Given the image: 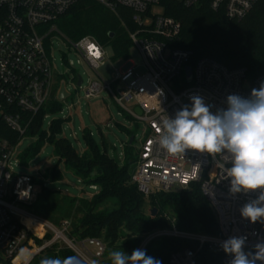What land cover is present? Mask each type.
<instances>
[{"label": "built area", "instance_id": "obj_1", "mask_svg": "<svg viewBox=\"0 0 264 264\" xmlns=\"http://www.w3.org/2000/svg\"><path fill=\"white\" fill-rule=\"evenodd\" d=\"M81 1L0 0V121L24 138L53 94L57 100L61 82L57 88L52 39L60 36L80 56L77 64H85L98 79L86 90L87 100L99 98L107 91L125 111V103L135 102L134 110L127 112L133 121L144 124L145 129L131 176L138 191L148 198L180 192L199 183L217 219L219 236L183 232L173 226L149 233L138 249L145 250L156 240L174 239L194 246L174 252L167 264H197L198 254L204 250L218 256V264H229L231 257L220 246L223 240L247 235L245 251L264 240V224H252L239 213L258 193L230 198L229 182L220 167L224 162L219 156L214 160L192 150L182 155L167 154L159 147L156 128L165 116L174 118L185 101L191 102L193 95L203 97L215 112L217 108H227L228 95L250 96L251 90L258 89L264 78L252 81L246 69L230 70L210 58H203L191 67L192 54L172 44L179 39L180 23L165 14H152L161 0H94L108 10L124 8L133 13L136 30L130 33V40L142 56L146 72L139 75L130 59L121 62L124 67L116 72L112 57H106L109 49L91 37L70 41L57 27L58 20ZM180 1L185 8H193L203 0ZM259 2L211 0L210 7L214 12H223L229 21H242ZM186 67L192 68L190 83ZM80 78L82 84L78 86ZM106 79L119 83L121 88L113 90ZM75 82L79 89L83 88L80 75ZM137 108L141 115L136 113ZM14 154L15 146L7 140L0 141V264H31L38 254L55 244L74 253L82 264H103L107 248L102 241L76 239L70 234L71 222L63 221L57 227L32 214L30 207L38 195L36 185L33 178L15 172L18 163L14 161ZM48 236L51 237L48 239ZM25 250L32 251L28 258H22Z\"/></svg>", "mask_w": 264, "mask_h": 264}, {"label": "trees", "instance_id": "obj_2", "mask_svg": "<svg viewBox=\"0 0 264 264\" xmlns=\"http://www.w3.org/2000/svg\"><path fill=\"white\" fill-rule=\"evenodd\" d=\"M210 3L211 0H203L197 7L185 8L180 0L160 1L164 14L181 26L179 39L172 43L173 46L192 54L191 67L203 58H210L230 70L246 69L252 81L264 78V0H260L242 21H229L223 12H214ZM56 24L70 41L91 37L109 49L114 63L130 58V33L136 30L130 10L111 11L94 0H82ZM62 105L53 94L36 115L26 137L37 138V142L26 151L22 163L27 164L46 143H50L58 163L74 173L78 182L97 190L90 198H71L61 191L47 190L42 180L33 178L34 184L42 185L43 189L30 207L32 214L57 227L63 221H71L72 237L102 241L107 248L103 264H112L111 251L121 250L130 255L149 233L158 229L174 226L183 232L219 236L217 219L202 194L201 184L194 183L180 192L148 198L138 191L131 181L134 138L125 145L121 166L100 150L90 132L84 137L86 152L78 155L69 140L60 137L69 119L54 121L48 133L42 131L48 114L60 111ZM22 139L0 121V141L7 140L16 146ZM47 177L52 182L62 179L57 168ZM154 209L156 216H153ZM37 243L40 245L42 241L37 240ZM193 246L179 240L160 239L150 243L145 250L148 256L167 264L174 252ZM28 254L25 250L22 258ZM69 256L75 254L55 244L38 254L31 264H41L46 258ZM219 260L218 256L204 250L198 254L197 264H218Z\"/></svg>", "mask_w": 264, "mask_h": 264}, {"label": "clouds", "instance_id": "obj_3", "mask_svg": "<svg viewBox=\"0 0 264 264\" xmlns=\"http://www.w3.org/2000/svg\"><path fill=\"white\" fill-rule=\"evenodd\" d=\"M174 118L165 116L156 128L159 147L170 155L192 150L217 156L224 162L221 171L228 180V196L258 193L240 209L241 218L264 224V81L247 98L228 95L227 108L215 112L203 97L193 95ZM247 235L230 236L221 248L231 259L229 264H264V240L245 251ZM112 264H161L146 250L134 249L129 255L121 250L109 253ZM41 264H82L76 256L46 258ZM95 264V262H93Z\"/></svg>", "mask_w": 264, "mask_h": 264}, {"label": "rangeland", "instance_id": "obj_4", "mask_svg": "<svg viewBox=\"0 0 264 264\" xmlns=\"http://www.w3.org/2000/svg\"><path fill=\"white\" fill-rule=\"evenodd\" d=\"M152 14L163 15L164 10L161 6L154 7ZM106 57H113L110 50L106 52ZM52 58L56 87L58 88V84L64 80L71 96L63 102L60 111L48 114L43 122L42 131L48 133L52 122L69 119L63 126L60 137L69 140L78 155H83L86 152L84 137L90 132L100 150L121 166L124 163L125 145L130 142L131 138H134L132 162L135 163L145 130L144 124L133 121L127 112L134 110L135 102L125 103L124 107L127 110L125 111L116 104L107 91L103 92L99 98L87 100L85 98L86 90L89 89L92 82H97L98 79L85 64H77L81 60L80 56L58 35L52 39ZM129 59L137 68L139 75L145 74L142 56L136 48L132 47ZM70 64H72L71 67ZM113 67L116 72H121L124 65L121 62H116ZM78 75L84 81L82 89H79L75 82ZM106 80L113 90L121 88L119 83ZM185 104L190 103L185 101ZM36 142L37 138L24 137L15 146L14 161L18 163L15 170L17 174L40 179L44 182L47 190L61 191L71 198H90L95 194L86 184L78 182L77 176L66 170L64 164L58 163V159L54 156V146L50 143H46L39 154L31 158L27 164H23L22 157ZM55 168L61 173L62 179L52 182L47 176ZM35 188L39 194L43 186L36 185ZM146 207H149L148 203Z\"/></svg>", "mask_w": 264, "mask_h": 264}, {"label": "water", "instance_id": "obj_5", "mask_svg": "<svg viewBox=\"0 0 264 264\" xmlns=\"http://www.w3.org/2000/svg\"><path fill=\"white\" fill-rule=\"evenodd\" d=\"M111 37H113V35H111ZM185 74H186V78H187L188 82L190 83L192 81V68L191 67H186L185 68ZM81 84H82V80L80 78L79 81H78V86H81ZM70 96L71 95L69 94V92L66 89V83H65L64 80H62L61 83H60V88H59V91L57 93V97L56 98H57V100L59 102L62 103L65 100H67ZM136 113L138 115H141V110L139 108H137L136 109ZM131 143H132V141H131ZM156 214H157V210L154 209L153 210V216H156Z\"/></svg>", "mask_w": 264, "mask_h": 264}, {"label": "bare ground", "instance_id": "obj_6", "mask_svg": "<svg viewBox=\"0 0 264 264\" xmlns=\"http://www.w3.org/2000/svg\"><path fill=\"white\" fill-rule=\"evenodd\" d=\"M28 251V250H27ZM29 252V254L27 255V257L26 258H28L31 254H32V251H28Z\"/></svg>", "mask_w": 264, "mask_h": 264}]
</instances>
